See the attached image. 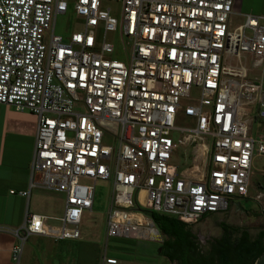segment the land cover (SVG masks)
Here are the masks:
<instances>
[{
	"label": "built area",
	"instance_id": "2783aa9c",
	"mask_svg": "<svg viewBox=\"0 0 264 264\" xmlns=\"http://www.w3.org/2000/svg\"><path fill=\"white\" fill-rule=\"evenodd\" d=\"M105 3L118 4V19ZM69 8L81 29L64 40L53 27ZM235 15L234 0H0V106L37 121L28 190L18 194L64 195L61 217L28 214L0 228L16 241L12 264L32 236L79 240L99 181L111 185L106 240L159 243L150 212L192 225L247 195L264 158L245 119L251 106L264 119L261 82L249 76L264 68V18L244 15L232 28ZM107 31L129 46L124 61L106 57ZM192 89L197 105L184 115L193 127L178 128ZM179 148H190V166L172 164Z\"/></svg>",
	"mask_w": 264,
	"mask_h": 264
},
{
	"label": "rangeland",
	"instance_id": "374dc122",
	"mask_svg": "<svg viewBox=\"0 0 264 264\" xmlns=\"http://www.w3.org/2000/svg\"><path fill=\"white\" fill-rule=\"evenodd\" d=\"M236 2V1H235ZM105 7H111L115 19L119 17L118 4L105 3ZM231 19L232 28L243 23L244 15H252L264 18V0H239V7ZM264 25V21L261 22ZM81 29L80 23L75 19L69 8L65 15L57 16L53 31L56 35L66 40L73 32ZM103 30L97 34L98 46L102 41ZM104 41L114 48V52L106 57L124 61L129 54V46L122 44L117 33L107 31ZM262 74V75H261ZM254 70L249 72L251 79L260 80L264 92V68L262 73ZM198 96L192 89L189 98L180 99L181 111L178 114L176 126L178 128L193 127V120L184 115L185 108L197 105ZM249 114L245 117L250 121L249 135L254 139H264V119L256 116V107L251 106ZM179 137L172 135L176 141ZM205 144L211 140L206 138ZM190 148L176 151L172 158V164L190 166ZM40 194L52 205V212H45L50 216L60 217L64 195L59 192L41 190ZM111 197V185L107 181H99L95 184V193L92 211L84 213L79 230V240L53 241L45 239L37 241L31 237L24 244L19 264H105L106 258L116 260V264H176L160 255V245L165 240L161 235L159 243L146 240H132L105 237V220ZM142 204V201L139 200ZM241 211V212H240ZM50 224L57 225L55 221ZM222 225L231 228L238 227L246 230L251 238H255L260 231L264 232V158H256L253 162V171L247 195L235 201V206H230L228 211L220 214L206 216L201 221L189 226L190 232L195 237V242L204 252L208 242L221 237ZM12 264V263H11Z\"/></svg>",
	"mask_w": 264,
	"mask_h": 264
},
{
	"label": "crops",
	"instance_id": "0c3cea01",
	"mask_svg": "<svg viewBox=\"0 0 264 264\" xmlns=\"http://www.w3.org/2000/svg\"><path fill=\"white\" fill-rule=\"evenodd\" d=\"M238 7L239 0H234V10ZM36 128L34 115L0 106V228H18L28 214L59 218L45 213L52 212V205L40 194L43 189L33 188L27 197L18 194L28 190ZM63 208L64 202L62 212ZM31 238L37 241L52 240L42 236ZM15 244L10 234L0 232V264H11L10 250Z\"/></svg>",
	"mask_w": 264,
	"mask_h": 264
},
{
	"label": "trees",
	"instance_id": "16d2710c",
	"mask_svg": "<svg viewBox=\"0 0 264 264\" xmlns=\"http://www.w3.org/2000/svg\"><path fill=\"white\" fill-rule=\"evenodd\" d=\"M148 215L165 237L159 247L160 255L176 264H254L264 251L263 231L251 238L246 230L222 225L221 237L208 242L203 252L189 230L190 225L167 215Z\"/></svg>",
	"mask_w": 264,
	"mask_h": 264
},
{
	"label": "water",
	"instance_id": "95a60500",
	"mask_svg": "<svg viewBox=\"0 0 264 264\" xmlns=\"http://www.w3.org/2000/svg\"><path fill=\"white\" fill-rule=\"evenodd\" d=\"M254 264H264V251L262 254L257 258V260L254 262Z\"/></svg>",
	"mask_w": 264,
	"mask_h": 264
},
{
	"label": "flooded vegetation",
	"instance_id": "af4514ba",
	"mask_svg": "<svg viewBox=\"0 0 264 264\" xmlns=\"http://www.w3.org/2000/svg\"><path fill=\"white\" fill-rule=\"evenodd\" d=\"M233 207L235 206V201L232 202ZM241 212V211H240Z\"/></svg>",
	"mask_w": 264,
	"mask_h": 264
}]
</instances>
